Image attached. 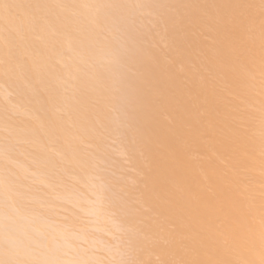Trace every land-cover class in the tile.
<instances>
[{"label": "bare ground", "instance_id": "bare-ground-1", "mask_svg": "<svg viewBox=\"0 0 264 264\" xmlns=\"http://www.w3.org/2000/svg\"><path fill=\"white\" fill-rule=\"evenodd\" d=\"M88 219L142 264H264V0H0V264H88Z\"/></svg>", "mask_w": 264, "mask_h": 264}, {"label": "rangeland", "instance_id": "rangeland-1", "mask_svg": "<svg viewBox=\"0 0 264 264\" xmlns=\"http://www.w3.org/2000/svg\"><path fill=\"white\" fill-rule=\"evenodd\" d=\"M115 136V138H113V137H110L109 139H107V143H106V146H105V150H106V148L107 149H109L110 150V152H109V150H106L105 152H107V157H109V156H111V157H109L108 158V160H109V162L111 163V167H110V165L108 166V164L106 165V166H108V167H105V168H102L101 169V171L102 172H105V173H107V171L109 170V171H114V173L115 172H117V171H115V165L117 164H115V162L117 161L116 160V156L117 157H120V158H122V160L121 161H119V162H121V164L124 166L123 168H124V172H128L129 170H130V172L132 173V172H134V169H133V167L131 166L130 167V165L129 164H131L129 161H127V160H124V162H122L123 161V153L121 152V148H122V146L119 144V143H121L120 141H121V138H119V133H118V135L116 134V135H114ZM118 136V137H117ZM121 137V136H120ZM113 138V139H112ZM118 138V139H117ZM120 139V140H119ZM116 140H119V141H116ZM109 141V142H108ZM119 142V143H118ZM109 143V144H108ZM118 146H120V147H118ZM110 153H112L113 154V156H115V157H113L114 158V160H112V155L110 154ZM120 158H119V160H120ZM105 166V165H104ZM127 166V167H126ZM129 166V167H128ZM122 168V169H123ZM111 169V170H110ZM108 171V172H109ZM121 171V173H123L122 172V170H120ZM119 171V172H120ZM110 173V172H109ZM112 173V172H111ZM110 173V175H112ZM108 174V173H107ZM116 174V173H115ZM117 174H118V172H117ZM115 175V176H119V175ZM114 176V175H113ZM97 179H95L96 181L99 179V178H101V177H96ZM128 179H130L129 181H131V178H128ZM128 179H126V181L128 180ZM125 181V182H126ZM98 183L100 182V185H104L103 184V181H102V178L100 179V180H98L97 181ZM128 182V181H127ZM102 183V184H101ZM121 189V188H120ZM119 190V189H118ZM119 191H121V190H119ZM120 194H121V192H120ZM93 201H95L94 202V206H95V204L98 206V203H97V199L96 198H94L93 199ZM92 203V202H91ZM114 214V216H112V215ZM109 215L110 216H112L113 218L116 216V214H115V212H109ZM86 219V218H85ZM88 221H90V224H93L94 225V223L96 224V228L93 226V229L91 228L92 226H90V228L92 229V231L91 230H89V228H88V230H85V235L87 234V235H89V237H91V238H88L89 240H87V237L85 238V237H83V238H85L84 239V245L83 244H81L80 246L82 247V245L84 246V247H88V246H90V245H87L86 244V242H88V241H95L94 243H95V245H97L98 246V249H97V246H96V248L95 249H97L96 251V253H98L99 251V255H102V257H100L98 254H96L95 253V256L93 257V256H91L92 254H91V252H89L90 250H92V252H95L94 250V247L92 248V247H89L90 249H88V250H85V248H83L82 247V249L83 250H85V251H88L89 253H87V255H89L88 257H84V258H88V260L90 261V262H88V260H87V262H88V264H97L98 263V261H106L107 262V264L109 263V264H142V263H140V262H137V260H136V255H135V251H134V249H133V246H132V243H130L131 241L129 240L130 239V236H131V232H133L132 231V228H131V226H129V225H127V224H125V223H119V221L118 220H116V222L118 221V224L119 225H117V227L119 228V229H116V222L115 221H113V222H115L114 224H113V222H112V225H113V227H115V233L114 234H100V232L98 231L99 229H98V224L97 223H99V222H97V221H92L91 219L89 220L88 219ZM87 221V222H88ZM86 222V221H85ZM93 222V223H92ZM67 229H69V231H72L70 228H66V230L65 231H67ZM98 229V230H97ZM68 231V232H69ZM89 231V232H88ZM68 232H66V233H68ZM91 232V233H90ZM97 232H99V234H100V237H102V238H100L98 235H96L97 234ZM65 233V234H66ZM70 233V232H69ZM91 234V235H90ZM71 235H73L72 233H71ZM86 235V236H87ZM108 237H107V236ZM66 236V235H65ZM68 236H70V234L68 235L67 234V238H64V239H69L70 237H68ZM94 236V237H93ZM114 236V237H113ZM94 238H96V240H94ZM99 238V239H98ZM105 238V239H104ZM108 239V240H107ZM70 241H71V239H69ZM99 240V242H97ZM68 241V240H67ZM82 241V240H81ZM65 242V241H64ZM64 242L62 243V244H64ZM69 242V241H68ZM68 242H66L64 245H66V248L64 247V249L66 250V249H69V250H67L66 252H68V251H70V252H68V253H70V254H68L67 253V255H70L69 257L70 258H72V260H74L73 259V257H74V255H72V254H74L75 252H73L75 249H73L72 250V248L74 247H72L71 246V244L70 243H68ZM91 243V242H90ZM94 243H92V245H94ZM96 243H99V244H96ZM107 243V244H106ZM88 244H89V242H88ZM103 245V247H102V245ZM100 245V246H99ZM107 245H108V247H107ZM71 246V247H70ZM62 247H63V245H62ZM99 247H100V249H99ZM75 248V247H74ZM102 248V249H101ZM80 249V248H79ZM104 249V250H103ZM71 251L73 252V253H71ZM103 251V252H102ZM108 251V252H107ZM110 251V252H109ZM82 253V252H81ZM86 252H84L83 251V254H85ZM101 253V254H100ZM109 253V254H108ZM65 254V257H68V256H66V253H64ZM63 254V255H64ZM104 254H106V255H104ZM108 254V255H107ZM110 254H112L111 256H110ZM72 255V256H71ZM94 255V254H93ZM110 256V257H109ZM64 257V259H60L59 261H60V263L61 264H64L63 263V260H65V264H66V258ZM96 257V258H95ZM101 258L100 260H98L99 258ZM104 257V258H103ZM63 258V257H62ZM75 258V257H74ZM83 258V257H82ZM81 258V259H82ZM95 258V259H94ZM98 258V259H97ZM103 258V259H102ZM69 259V258H68ZM76 259V258H75ZM114 259V260H113ZM83 260V259H82ZM98 260V261H97ZM58 261V262H59ZM92 261V262H91ZM94 261H97V262H94ZM103 262V263H98V264H106V262ZM109 261V262H108ZM57 262V264H60V263H58ZM83 262V261H82ZM85 263H86V261H85Z\"/></svg>", "mask_w": 264, "mask_h": 264}]
</instances>
